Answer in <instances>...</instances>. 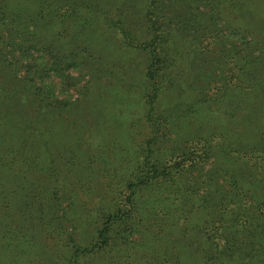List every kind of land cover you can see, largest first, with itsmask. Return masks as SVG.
Masks as SVG:
<instances>
[{
  "label": "rangeland",
  "instance_id": "obj_1",
  "mask_svg": "<svg viewBox=\"0 0 264 264\" xmlns=\"http://www.w3.org/2000/svg\"><path fill=\"white\" fill-rule=\"evenodd\" d=\"M117 1L123 5L120 11L129 16L126 26L132 23L142 29L141 18L135 15L140 0ZM250 4L253 12L264 14V0H251ZM105 7L104 18L91 14L87 22L82 20L84 23L79 17L65 21L60 32L47 41L54 46L49 52L53 55L42 53L44 49L38 47L31 49L28 64H21L18 77L28 75L32 90L46 96L45 102H35L23 83L18 85V108L13 109V103L1 108L9 114L0 113V264H72L75 247L95 245L96 231L102 226L99 216L129 194V171L136 159L142 160L137 153L134 161L133 154L151 138L152 130H157L147 119L149 107L145 103L146 96L153 95L145 77L149 57L141 47L127 44L119 27L108 19L114 18L109 10L112 7ZM81 25L86 28L83 33L78 32ZM131 29L139 39L148 38L142 31ZM223 34L228 36V43L217 39L213 49L202 54L193 37L182 33L184 38L178 42L185 51L177 53L172 69L175 89L161 91L155 99L157 118L170 106L178 105L173 130L183 137L264 133L262 96L252 98L249 104L243 92L232 100L233 108L211 103L205 108L192 98L199 83L203 85L206 80L195 84L187 80L190 74L206 76L220 61L227 64L232 59L260 56L257 49L248 48L247 43L253 41L250 37L243 35L241 41L227 30ZM257 37L255 33L254 39ZM54 61L58 68L52 66ZM261 61L258 75L264 77V56ZM43 66L47 71L39 77ZM183 87L187 99L178 94ZM11 117L22 119L9 120ZM42 143L49 151L40 165L35 150L40 154L38 145ZM55 191L61 207H54L45 218L41 210L49 213L50 194ZM154 193L157 191L150 189L139 196L151 198ZM60 224L63 228L58 227ZM161 227L166 231L161 236L167 234L168 241L158 234L160 227H154L144 230L148 244L140 233L125 243L111 242L90 254L79 252L75 264H157L166 249L165 256L174 260L169 249L177 240H182L179 251L187 249L186 239L179 238L177 229ZM114 231L117 236L123 234L119 228ZM202 242L199 238V245Z\"/></svg>",
  "mask_w": 264,
  "mask_h": 264
},
{
  "label": "trees",
  "instance_id": "obj_2",
  "mask_svg": "<svg viewBox=\"0 0 264 264\" xmlns=\"http://www.w3.org/2000/svg\"><path fill=\"white\" fill-rule=\"evenodd\" d=\"M109 1L0 0L2 115L9 114L8 110L4 112L5 108L1 109L6 104L13 103V109L18 108L16 103L20 84L24 83L35 102L47 100L46 96L32 90L28 75L18 77L21 64H28L31 49L42 47V53L54 51L53 44L47 41L60 32V27L70 18L79 17L84 22L91 14L104 18L103 13H107L105 6H111L109 10L114 18L108 19L119 27L129 46L141 47L149 57L145 77L153 95L146 96L145 103L149 107L147 119L157 130H152L151 138L133 154L134 158L138 153L142 160L133 159L137 163L134 162L129 171V194L99 216L102 226L96 231V246L75 247L72 264H75L79 252L90 254L96 249H104L111 242L125 243L129 237L140 233L148 244L150 240L144 230L160 227L158 234L161 236L166 233L161 226L177 229L179 238L186 239L184 245L187 249L179 251L178 243L182 240H177L169 249L175 259L165 256L168 255L166 249L157 264H264V133L183 137L173 130L178 105L170 106L165 110L166 114L158 118L154 116V102L159 93L175 89L172 77L175 72L172 69L178 58L177 53L180 49L185 51L182 43L178 42L184 38L182 33L193 37L197 50L202 54L209 53L217 39L228 43V36L223 34L226 30L232 38L241 37V41L244 40L242 36L246 35L253 40L247 43L248 48L254 52L257 49L260 55L248 56L245 60L232 59L227 64L220 61L211 67L206 76L190 74L187 80L191 79L195 84L206 80L203 85L199 83L197 95L196 91L193 92L195 103L205 108L210 103L233 108L232 100L243 92L249 104L252 98H264V77L263 74L258 75V65H261L264 56V14L253 12L251 0H140V8L134 12L141 18L143 28L140 29L132 23L126 26L129 16L120 11V6H123L121 2ZM233 14L237 16L235 19H232ZM131 26L148 38L139 39ZM85 31L84 25L79 26L78 32ZM233 32L237 35H232ZM255 33L259 37L254 39ZM52 66L58 68L59 63L54 61ZM46 71L47 66H43L39 77ZM184 89L181 88L178 94L182 99H187L189 95ZM21 119L9 118L16 121ZM41 122L38 121V124ZM35 151V159L39 157L42 165V159L49 151L48 146L42 143L38 145L40 154ZM48 159L52 165L51 158ZM150 189L157 191L151 198L139 196ZM57 195L56 191L50 194L48 214L41 210L45 218L53 213L54 207H61ZM69 206L73 207V202ZM92 223L96 225L97 221ZM58 227L63 228L62 224ZM115 228H119L123 234L117 236ZM164 238L168 241L167 234L161 236V239ZM199 238L205 242L199 245ZM194 243L197 244L196 248Z\"/></svg>",
  "mask_w": 264,
  "mask_h": 264
}]
</instances>
